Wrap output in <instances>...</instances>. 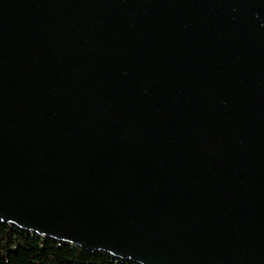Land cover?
<instances>
[{"label":"water","instance_id":"1","mask_svg":"<svg viewBox=\"0 0 264 264\" xmlns=\"http://www.w3.org/2000/svg\"><path fill=\"white\" fill-rule=\"evenodd\" d=\"M0 222L264 264V0H0Z\"/></svg>","mask_w":264,"mask_h":264},{"label":"trees","instance_id":"2","mask_svg":"<svg viewBox=\"0 0 264 264\" xmlns=\"http://www.w3.org/2000/svg\"><path fill=\"white\" fill-rule=\"evenodd\" d=\"M0 264H137L0 222Z\"/></svg>","mask_w":264,"mask_h":264}]
</instances>
